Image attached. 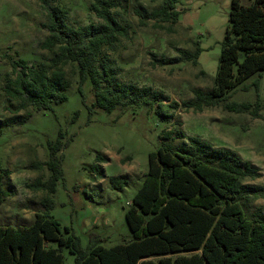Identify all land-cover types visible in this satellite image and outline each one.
<instances>
[{
	"label": "rangeland",
	"instance_id": "1",
	"mask_svg": "<svg viewBox=\"0 0 264 264\" xmlns=\"http://www.w3.org/2000/svg\"><path fill=\"white\" fill-rule=\"evenodd\" d=\"M51 1L67 10V22L73 27L100 21L90 9L93 0ZM120 2L116 14L129 33L115 49L107 50L117 80L142 88L151 86L169 95L161 109L165 114L174 113L173 119L159 110L152 93L147 96L150 103L118 106L111 112L92 109L95 91L87 81L80 92L73 63L65 66L70 83L67 100L49 109L19 108L20 101L10 98L5 89L8 77L14 76L11 62L24 58L33 66L50 64L53 55L42 47L49 35L45 26L48 16L38 0H0V168L8 173L3 182L0 225H28L42 212L69 226L85 248L131 240L126 212L144 183L150 152L173 140L164 137L167 130L174 131L173 142L178 145L188 143L187 137L177 136L182 130L215 147L236 151L243 161L261 169V177L246 182L264 185V71L254 73L219 104L203 111L170 106L172 100L182 104L194 99L197 88L208 91L214 86L231 0H178L176 8L181 15L174 23L149 17L159 7V0ZM241 2L250 5L254 0ZM198 46L202 51L196 64L177 50L195 51ZM163 57L175 61L153 63ZM241 103H251L258 114L250 109L232 110L228 105ZM59 138L66 143L61 151L64 176L49 194L32 184L50 177L46 165L36 164L48 159V142ZM96 165L100 169L94 168ZM112 177L126 183L115 187ZM48 194L51 205L43 201ZM258 207L264 212V197L253 201L251 213ZM48 246L57 247L58 243L49 241ZM63 252L65 264H75L69 248L64 247Z\"/></svg>",
	"mask_w": 264,
	"mask_h": 264
},
{
	"label": "trees",
	"instance_id": "2",
	"mask_svg": "<svg viewBox=\"0 0 264 264\" xmlns=\"http://www.w3.org/2000/svg\"><path fill=\"white\" fill-rule=\"evenodd\" d=\"M38 1L48 16L45 26L49 35L42 47L53 57L48 66L29 65L24 58L12 60L14 76L8 77L5 89L10 98L20 101L19 108L49 109L67 100L70 83L65 66L73 63L80 92L87 81L95 91L92 109L111 112L118 106L150 103L147 96L152 93L163 112L161 105L169 95L151 86L118 81L117 70L112 67L107 50L115 49L129 33L116 14L120 0H93L90 9L100 21L77 27L67 22L65 8L51 0ZM159 1L149 17L177 22L181 15L176 8L178 0ZM177 50L196 64L202 48ZM174 61L173 57H163L153 63ZM260 71H264V0H254L250 5L231 0L214 86L208 91L197 88L194 99L182 104L172 100L170 106L203 111L206 106L219 104L229 91ZM228 105L232 110L250 109L258 114L251 103ZM164 115L174 118V113ZM177 136L187 137L188 143L175 144L174 131L167 130L164 137L173 140L149 154L144 183L126 212L131 240L112 246L94 243L85 248L69 226L37 212L28 225H0V264H65L64 247L75 255V264H264V212L258 207L251 213L253 201L264 197V185L246 182L261 177V169L243 161L236 151L215 147L201 137L187 136L182 130ZM65 145L61 138L48 142V159L36 165H46L50 177L32 186L49 194L55 192L64 176L61 151ZM7 174L0 168V203L5 199ZM110 181L118 188L126 183L120 177ZM49 194L43 201L51 205ZM49 241H56L58 246H48Z\"/></svg>",
	"mask_w": 264,
	"mask_h": 264
}]
</instances>
